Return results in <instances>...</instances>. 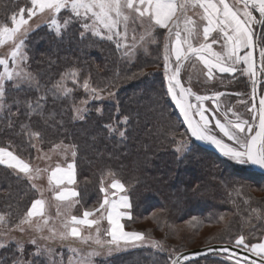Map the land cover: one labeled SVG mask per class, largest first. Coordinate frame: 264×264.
<instances>
[{
	"label": "trees",
	"instance_id": "trees-1",
	"mask_svg": "<svg viewBox=\"0 0 264 264\" xmlns=\"http://www.w3.org/2000/svg\"><path fill=\"white\" fill-rule=\"evenodd\" d=\"M29 1L0 0V25H10L11 16ZM81 31L74 25L57 36L42 26L30 34L28 67L41 91L7 90L11 111H0V147L32 161L37 145L44 150L58 144L73 146L75 184L83 210L99 208L101 178L104 183L108 177L119 180L132 200V219L127 225L142 227L167 242H179L181 251L195 242H200L198 247L235 244L238 236L248 235L247 230L261 239L264 225L258 215H264V175L198 142H193L195 151L180 155L181 141L189 134L169 98L162 72L147 74L157 68L155 60L141 58L129 64L113 43L90 33L81 39ZM72 70L79 76L77 83L67 82L71 94L54 97L48 93L40 114L29 115L24 101H35ZM85 79L105 93L111 91L113 99H91L82 87ZM81 101L86 102L83 119L75 114ZM22 125L41 132V138L32 140L35 147ZM36 199L37 189L27 178L0 165V214L6 216L8 227L13 228ZM30 251L25 249V264H49L50 260ZM161 255L153 250L125 251L99 263L159 264ZM226 257L210 255L189 264H233ZM17 260L23 262L17 244L0 250V264Z\"/></svg>",
	"mask_w": 264,
	"mask_h": 264
},
{
	"label": "snow or ice",
	"instance_id": "snow-or-ice-1",
	"mask_svg": "<svg viewBox=\"0 0 264 264\" xmlns=\"http://www.w3.org/2000/svg\"><path fill=\"white\" fill-rule=\"evenodd\" d=\"M30 8H20L17 14L11 16L12 27L8 24L0 25V45L11 42L13 45L10 53L12 62L9 68V58H0V66L3 72L0 73V111H11L10 105L6 102V84L19 91L33 90L41 91V85L35 76L27 70V47L28 35L32 31L29 20L38 13H47L50 17L49 24L57 36H62L72 23H77L83 29L79 35L86 39L90 33L101 40L113 41L116 48L123 49L125 56H131L138 47L147 43L156 42L154 33L156 30H166L163 43L164 49V75L167 80V93L175 101L188 130L196 141L214 146L228 160L238 165H247L264 170V95L259 99L258 124L251 120H243L239 114L232 112L229 117V108L221 111L219 98L224 96L223 92H216L213 95H199L192 91L191 86H185L181 80V71L185 63L194 58L203 62L207 69V75L212 77L214 71L235 75L240 70L255 77L259 70L264 74V0H30ZM242 5V7H241ZM195 9H202L200 19L205 21L200 32L197 21L189 15ZM258 10L259 18L254 15ZM27 13V18H25ZM64 13V16H61ZM19 17V18H18ZM257 27L260 32L257 35ZM139 31V35L137 32ZM216 33L214 36L213 34ZM194 41H199L194 43ZM213 45H219L221 51H216ZM244 53L241 55V53ZM237 65H245L246 68L238 69ZM79 73L76 70L65 72L50 89H46L38 95L35 101H24L32 113L40 114L48 93L52 96L67 97L72 89L67 86V80L71 79L75 84ZM255 83V82H254ZM85 92L90 93L93 100L102 99V89L91 86L88 79L82 84ZM255 91V89H254ZM108 95H113L111 91ZM255 99V97H253ZM211 100L215 104L214 109H209L204 102ZM243 103V101H241ZM19 104V101H14ZM81 109L77 108L76 113L79 119H83ZM250 111L255 112L253 104ZM211 113V118L206 113ZM127 123V118H125ZM22 131L26 133L32 147L33 138H41V132L32 131L30 126L22 125ZM222 134V135H221ZM123 136L124 132H120ZM225 138H227L226 142ZM59 148L60 145H56ZM197 146L195 143H185L182 149L184 152H193ZM75 151L72 156L75 157ZM0 165L22 174L29 181L35 179L39 168H33L19 155L10 151L7 147H0ZM53 181L57 185L75 183V163L68 164L67 168L59 165L52 170L49 183ZM34 188L35 184L32 185ZM100 192L103 200L99 208L85 210L82 217L71 216L70 220L64 223L65 231L59 235L52 231L50 236L40 235L39 239H60L66 241L70 237L79 238L81 242L88 243L93 237L91 234L83 236L79 226L86 225L91 228L99 224V219L94 217L99 212L101 218H106L110 230L108 235L112 237L109 244L123 243L124 246H136L139 241L145 240L143 232H127L124 230L122 219H132L129 196L126 188L119 180H113L108 186H104V180H100ZM125 193L119 200L110 199L109 193L115 196V191ZM78 196L75 191L61 190L57 193V199L66 200L71 203L70 198ZM78 203L79 201H75ZM33 217L44 218V201L36 199L23 218L15 225V229L24 232V225H29L37 233H43L47 226V219L41 222H34ZM4 217L0 215V221ZM12 229L0 232V236H7ZM99 228H97V235ZM37 247L34 255H40L41 249L37 245V239L29 241ZM97 245L101 241L97 238L94 241ZM17 250L22 253L23 248L20 241H16ZM154 246L159 242L154 241ZM7 240L0 242V248L6 247ZM236 247H243L254 256L259 257V264H264V243L248 244L243 235L235 240ZM46 251V249H45ZM74 251V250H73ZM225 252L229 249L225 248ZM62 255V253L58 254ZM99 255L98 251L88 253L87 257H81L79 264H91L90 257ZM231 258V257H230ZM15 264H23L17 260ZM176 264V261H173ZM234 264H241L237 257ZM245 264H257L256 260L248 261L245 257Z\"/></svg>",
	"mask_w": 264,
	"mask_h": 264
},
{
	"label": "rangeland",
	"instance_id": "rangeland-1",
	"mask_svg": "<svg viewBox=\"0 0 264 264\" xmlns=\"http://www.w3.org/2000/svg\"><path fill=\"white\" fill-rule=\"evenodd\" d=\"M28 4L29 5L25 6V9L31 7L30 1L28 2ZM197 12L200 13V10ZM189 15L192 16V18L197 21L198 28L200 32L202 33L203 23H200V16L195 15V10L193 12H190ZM254 15H256L257 18H259L258 10H254ZM61 16H64V13H61ZM25 18H27V13H25ZM49 20H50V17L47 15V13H38L36 16L32 17V19L29 20V25L31 26L32 31L29 33L28 38L33 31L37 30L38 28L42 26H47L50 30L55 32L54 29L51 28L49 24ZM74 25L79 26V28L82 29L80 25L77 23H72L71 25H69L68 29H70V27ZM9 26L10 27L13 26L11 22ZM67 30L64 31V33L67 32ZM259 32H260V29L259 27H257V33ZM165 33H166V30L158 28L156 32L154 33V35L156 36V42L147 43L143 45L142 47H138L131 56H125L123 49H119V51L129 64L137 63L141 60V58H149L150 60L154 59L155 61L153 62L156 63L157 68L150 69L147 74L148 75L153 74L154 72H157V71L162 72V75L167 85V80L164 75V59H163L164 57L163 43L165 39V35H164ZM137 35H139V31L137 32ZM213 35L215 36L216 33H214ZM110 42L115 45L113 41H110ZM198 42L199 41H194V43H198ZM12 48H13V45L11 42H6L4 45H0V58H9V68L10 69L14 67L10 59V53L12 51ZM213 48L216 51H221V48L219 45H213ZM25 51L27 52V47ZM27 56H28V52H27ZM237 68L242 69V68H246V66L237 65ZM3 70H4L3 66H0V73H2ZM27 70L30 71L28 67V60H27ZM31 73L33 74V76H35L37 80L36 75L33 72ZM69 80H67V82ZM181 80L185 84V86H191L192 91L199 95L211 96L216 92L225 93L224 96H221L219 98L221 111L225 108H229L232 110L229 112L230 118H232V112H235L239 114V116L243 120H251L253 117H256V119L253 122L257 123L258 104H257L256 90L254 91V89H256V76L251 77L247 74V72H242L238 70L235 73V75L227 74V73H219L218 71H214L213 76L209 77L207 75V69L204 66L203 62L195 60L194 58H190V60L185 63V66L181 71ZM263 88H264V85L261 87V90H263ZM9 89H14L11 87L10 83L6 84V90H9ZM166 89H167V86H166ZM101 96H102V99H99V100L113 99L112 96L108 95V93H105L103 91L101 92ZM253 97H255V99H253ZM169 98L173 102V105L176 111L178 112L179 116L181 117L184 127L186 128L189 134L188 138L181 141L180 148L179 147L178 148L182 149L185 143H187L188 145H191L193 142L197 143L195 138L191 136L190 131L188 130L187 124L184 122L183 116L180 113V110L178 106L176 105L175 101L171 98L170 95H169ZM241 101H243V103ZM204 104L210 110L215 108V104L211 100L205 101ZM253 104H255V107H256L255 112L250 111ZM77 108L82 110L81 115H83L84 117L85 112H86V102L81 101L76 106V109ZM76 109H75V114L77 116ZM206 114L209 115L211 118L210 112ZM225 141L229 142L227 141V138H225ZM58 145H60L59 148H56L55 147L56 145H55L48 150H44L40 148L39 145H37V152L35 154L34 159L32 161L25 160L33 168H39L41 170L39 175L35 179L31 180L30 182L32 183V185L33 184L36 185L35 188L37 189L38 196L42 195V198L44 199L43 201H45L46 213L44 215V218L39 217V218L33 219L34 222H41V223L43 219H47V226L44 228L43 233H37L29 225H24V228H25L24 232H20L18 229H15V226L13 228L8 227L6 216L4 214H0L4 217V220L0 221V232L5 231L6 229H12L11 231L8 232L7 236H0V242L7 240L6 247H10L13 244H17L16 243L17 240L20 241L22 244V248H23V251L21 253L23 254V264H25V261H24L25 249L30 248L31 250H33V251H30L31 254L32 252L35 253L37 250V247L32 245L29 242L33 238L37 239V245H39L41 249L40 255H35V257L42 256L43 258L50 260L49 264H79L80 258L87 257L88 253L92 251H98L99 255L90 257L91 264H100L99 263L100 259H107L121 252H125V251L131 252L135 250H146V251L153 250L155 254L157 252L162 254L161 255L162 260L159 261V264H170L173 257L178 252H180L183 247V246L181 247L179 242H167L155 233H152V234H150L149 232L145 233L142 230V227H134L132 225L128 226L127 222L129 220L127 218H124L121 221V223L124 225V230L127 232H143L145 235V240L137 242L136 246H131V245L124 246L122 242H120L119 244H109L108 241H111L112 239V237L108 235V231L110 230V225L108 223V225L106 226L103 223L105 218H101V214L99 212L96 213L99 215H95L94 217H89L92 219L93 218L99 219L98 225H93L91 228H89L86 225L79 226V230L81 231V234L83 236H87L91 234V236L93 237V239L89 240L88 243H83L81 242L79 238H74V237H70L66 241H61L60 239H48V240L39 239L40 235L50 236L52 234V231H55V233L58 236L60 232L65 231L64 223L67 220H70L71 216L75 215L78 217H82L83 212L85 211L83 210L79 199H77L79 201L78 203L76 202L73 203V201H71V203L69 201L68 203H66L67 201L66 202L55 201L53 197V195L55 194V188L52 186V184L49 183L48 175L54 168H56L57 165H59L60 167H66L68 164H71L74 161L72 152L75 151L74 147L71 145H68V144H58ZM184 153L186 152H184L183 150L179 151L180 155H183ZM241 166H247V165H241ZM75 174H76V170H75ZM113 180L114 179H112L111 177L106 178L104 186L108 187L113 182ZM74 185L77 189V186L75 183ZM124 194L125 193H122L118 190L115 191V195H118L117 199L115 200L118 201L119 197ZM126 194H127V191H126ZM111 197H113V195L111 194V191H110L109 198ZM130 202L132 204L131 198H130ZM131 216H132V212H131ZM258 218L261 219L262 225H264V215L260 214L258 215ZM97 228H99L98 235H97ZM247 231L248 232L245 234H248V235H244L246 243L250 245L256 244V243H264V233L261 239L256 240V238L253 236L252 231L250 230H247ZM97 238L101 241L100 245H97L94 242L95 239ZM154 241L159 242V246H154L153 244ZM198 244H200V242L187 244L186 246L189 248H196L199 246ZM6 247L0 248V250ZM60 253H62V255H58ZM207 257L199 259L198 261H203ZM217 258L222 260V258L220 257H217ZM226 259L234 264L236 258H233V257L230 258L228 256L226 257ZM154 264H158V263L155 262ZM202 264H217V263L208 261ZM241 264H245V261L241 260Z\"/></svg>",
	"mask_w": 264,
	"mask_h": 264
},
{
	"label": "water",
	"instance_id": "water-1",
	"mask_svg": "<svg viewBox=\"0 0 264 264\" xmlns=\"http://www.w3.org/2000/svg\"><path fill=\"white\" fill-rule=\"evenodd\" d=\"M258 82L256 86V97H257V104H258V111H259V99L262 95H264V88L261 90V85L264 84V79L261 80L262 73L258 70L257 72ZM258 124V121H257ZM198 144L204 148L212 149L214 151L219 152L214 146L208 145L206 143H202L200 141H197ZM220 153V152H219ZM253 170H255L258 173H261L264 175V170H261L257 167L250 166ZM229 249L228 252H225L224 249ZM210 255H225L233 258L239 257L242 261H245V257L248 261L256 260L257 264H259V257L254 256L250 251L243 247H236L235 244L231 243H213L201 247L196 248H190L183 250L179 253H177L173 259L171 260L170 264H173V261H176V264H188L193 261L202 259L204 257L210 256Z\"/></svg>",
	"mask_w": 264,
	"mask_h": 264
},
{
	"label": "crops",
	"instance_id": "crops-1",
	"mask_svg": "<svg viewBox=\"0 0 264 264\" xmlns=\"http://www.w3.org/2000/svg\"><path fill=\"white\" fill-rule=\"evenodd\" d=\"M200 10V13H198L197 11H199ZM195 9V15L196 16H200V14H202V9ZM200 23H205V21H203V20H201L200 19ZM244 53H242V55H243ZM73 163V162H72ZM62 169L63 168H67V166L66 167H61ZM55 169V168H54ZM53 169V170H54ZM52 172V171H51ZM51 172H50V174L48 175V179L50 178V175H51ZM75 180H76V174H75ZM49 181V180H48ZM52 186L55 188V194L53 195V197H54V199H55V201H63V202H66V200H60V199H57V193L58 192H60L61 190H64V189H67L68 191H75L76 193H78L77 192V189H76V187H75V185H74V183L73 184H61V185H57L56 183H55V181H53L52 183ZM66 185V186H65ZM59 188V189H58ZM58 189V190H57ZM121 194V193H120ZM40 195V194H39ZM41 196V197H40ZM40 196H38V199H42V200H44L43 198H42V195H40ZM115 197V198H114ZM117 197H118V195H115V196H113V197H111L110 199H117ZM78 199V196H75V197H71L70 198V200L71 201H73V203H75V201ZM66 203H68V201L66 202ZM45 213H46V205H45V201H44V215H45ZM95 215H99V214H96L95 213ZM34 218H39V217H33V219ZM89 219H92V218H89ZM103 223L107 226L108 225V221H107V219L105 218L104 219V221H103Z\"/></svg>",
	"mask_w": 264,
	"mask_h": 264
},
{
	"label": "flooded vegetation",
	"instance_id": "flooded-vegetation-1",
	"mask_svg": "<svg viewBox=\"0 0 264 264\" xmlns=\"http://www.w3.org/2000/svg\"><path fill=\"white\" fill-rule=\"evenodd\" d=\"M257 35H259V33H257ZM258 72V71H257ZM264 79V74H262V77H261V80ZM257 82H258V77H257V74H256V86H257ZM264 84L261 85V87L263 86ZM256 90V89H255Z\"/></svg>",
	"mask_w": 264,
	"mask_h": 264
}]
</instances>
